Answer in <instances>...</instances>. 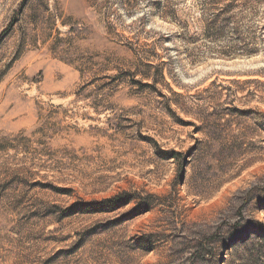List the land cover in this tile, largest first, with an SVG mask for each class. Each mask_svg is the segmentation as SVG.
Returning a JSON list of instances; mask_svg holds the SVG:
<instances>
[{"label":"rangeland","instance_id":"1","mask_svg":"<svg viewBox=\"0 0 264 264\" xmlns=\"http://www.w3.org/2000/svg\"><path fill=\"white\" fill-rule=\"evenodd\" d=\"M0 264H264V0H0Z\"/></svg>","mask_w":264,"mask_h":264},{"label":"trees","instance_id":"2","mask_svg":"<svg viewBox=\"0 0 264 264\" xmlns=\"http://www.w3.org/2000/svg\"><path fill=\"white\" fill-rule=\"evenodd\" d=\"M261 2L262 0H256ZM233 22L236 23L234 27L231 28L233 30V37H227V29L230 27V24ZM242 22L241 19L236 20L233 17H222L219 15H214L209 19L203 20L204 28L203 34L205 37L212 39L213 41H223L228 40V47L227 55H230V52L235 53H242V54H255L259 51L260 37H258V31L254 27L255 25L251 24V20L245 21L246 24H240ZM234 23V24H235ZM245 31V32H243ZM260 32V30H259ZM246 52V53H243ZM234 53V54H235ZM170 156L173 158H178L180 153L171 151Z\"/></svg>","mask_w":264,"mask_h":264}]
</instances>
